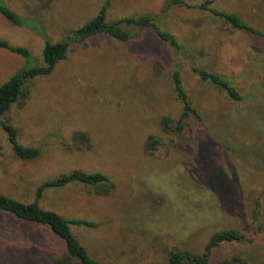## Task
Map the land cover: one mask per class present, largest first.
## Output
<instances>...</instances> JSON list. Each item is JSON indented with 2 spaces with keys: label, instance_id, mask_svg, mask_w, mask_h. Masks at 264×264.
I'll return each mask as SVG.
<instances>
[{
  "label": "rangeland",
  "instance_id": "1",
  "mask_svg": "<svg viewBox=\"0 0 264 264\" xmlns=\"http://www.w3.org/2000/svg\"><path fill=\"white\" fill-rule=\"evenodd\" d=\"M0 1L24 23L0 12V39L31 56L0 47V86L22 68L44 64L37 29L51 42H69L67 57L31 79L23 103L4 117L19 142L40 155L18 157L0 125V194L29 203L46 180L76 169L102 172L113 183L107 193L72 183L47 189L40 200L44 209L95 224L71 226L101 264H166L171 251L202 253L215 232L232 228L246 238L222 243L211 262L236 255L264 264V0L212 2L262 35L200 8L205 0ZM106 5L108 22L151 15L180 47L153 28L132 25H125L129 40L73 39V30ZM192 65L227 78L241 99L203 80ZM175 69L200 114L180 133L162 128L164 117L176 122L183 112ZM79 132L89 135L90 148L75 137ZM151 135L159 141L152 152L146 149ZM63 255V242L47 226L0 210V264H55Z\"/></svg>",
  "mask_w": 264,
  "mask_h": 264
},
{
  "label": "trees",
  "instance_id": "2",
  "mask_svg": "<svg viewBox=\"0 0 264 264\" xmlns=\"http://www.w3.org/2000/svg\"><path fill=\"white\" fill-rule=\"evenodd\" d=\"M212 2L213 0H205L199 7L212 12L216 16L224 18L236 29L262 35L260 30L251 26L238 14L218 10L213 7ZM173 3L188 5L183 0H173ZM107 6L108 5L102 7L100 13L91 21L73 30L72 38L85 43L87 39L97 34H108L122 40H129L132 35L130 31L125 29V25H132L153 28L163 41L176 48L180 47L176 37L171 32L164 31L157 26L153 16L143 15L108 22L106 17ZM0 12L11 23L15 25L24 24L20 16L1 1ZM37 32L45 41L43 49L44 64L30 68H22L7 82L0 86V125L8 132L9 141L16 155L24 160L37 158L40 155V149L21 144L18 139L17 128L6 121L4 117L15 102H22L26 98V84L37 76L50 74L56 65L67 57L69 50L68 41L51 42L47 40L44 29H37ZM0 47L7 48L23 55L28 61L31 58L29 50L25 47L13 46L7 41L1 39ZM192 69L197 72L203 80L210 81L225 90L234 100L241 99L239 92L227 78L196 65H192ZM174 81L178 96L184 105L183 112L176 122L169 117H164L162 119V128L165 131L180 133L184 130L187 119L190 116L195 115L199 117L200 114L197 108H195L189 100L188 94L183 87L179 69H175L174 71ZM78 136L86 138L89 142V148L91 147L90 137L87 133L79 132L75 137ZM156 144H159V141L155 136L151 135L146 142V149L152 152ZM72 183L95 186L104 193H107L109 188L113 186L111 178L102 172H87L81 169H76L70 173L61 174L53 179L46 180L40 184L37 188L36 198L33 202H23L8 195L0 194V210L11 213L24 221L47 226L51 233L60 239L65 246V255L55 260V264H101L92 257L88 249L77 238L71 226L72 224H82L91 227L95 225L94 223L85 219L71 220L57 211L44 209L40 204V200L47 189L61 188ZM262 195L264 196V190ZM245 238V234L239 229H223L212 235L202 253L175 249L169 253L166 264H213L211 262V256L217 247L224 242H240ZM143 264L162 263L147 262ZM219 264H246V261L242 257L235 255L230 259L222 260Z\"/></svg>",
  "mask_w": 264,
  "mask_h": 264
}]
</instances>
